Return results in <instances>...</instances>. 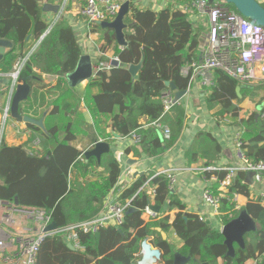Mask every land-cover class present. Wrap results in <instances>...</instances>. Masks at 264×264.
<instances>
[{
	"label": "trees",
	"instance_id": "1",
	"mask_svg": "<svg viewBox=\"0 0 264 264\" xmlns=\"http://www.w3.org/2000/svg\"><path fill=\"white\" fill-rule=\"evenodd\" d=\"M188 1L179 0L181 3ZM229 6L236 9L231 4ZM125 23L128 44L124 47L117 44L112 29L96 23L89 24L91 31L101 34L103 51L114 45L115 56L119 57L122 64H126L114 67L109 72L98 70L87 83L83 101L92 116V125L86 124L84 117L65 115L64 110L69 112L73 108V104L67 102V95L72 96L74 93L68 91L55 101L54 114L57 120L47 124L45 154L29 152L24 145L8 146L2 142L0 200L4 204L17 198L26 210L46 211L58 228L94 219L103 211L110 193L117 188L123 167L114 152L103 154L100 162L96 156L88 157V161L81 159L82 151L73 146L71 141L85 132L84 126L86 130L90 126L95 130L94 144L113 138L114 134L107 131L108 127L121 137L137 133L140 136L139 145L127 147L126 153L134 152L138 157L160 158L180 137L185 126V108L177 104L165 113L162 97L171 90L166 81L174 82L180 90L189 87L190 78L182 74V68L199 59L198 36L201 29L188 13L175 8L173 4L156 12L151 8L140 9L130 3ZM49 27L41 0H0V38L11 40L15 46L6 55L4 64L12 67L19 54L25 57L31 51L29 38L40 40ZM82 54L78 32L63 17L41 39L27 60L22 75L29 76L34 73L33 67L37 66L42 71L60 75L63 80L66 74L74 71ZM131 64H141L135 76L129 70ZM214 79L215 84L208 87V101L221 109L218 117H238L239 108L236 104L239 103V82L221 70L214 72ZM76 99L78 101L80 98ZM61 102H65L64 105ZM141 118H146L147 122L142 123ZM263 119L253 114L245 121L243 140L247 142L245 147L248 155L255 162H264ZM158 120L172 126L169 139H163L159 128L153 126ZM147 124L149 127L146 128ZM197 138L198 142L204 143L210 140L209 145L215 141L211 134L205 132H199ZM207 153L209 151L204 156ZM195 154L191 151L192 156ZM105 163L109 167L106 176L88 179L78 185L70 182L69 175L73 167L86 175L92 168ZM226 174V170L203 172L207 178L213 175L217 177L211 187L216 194L221 193L219 186ZM148 180L149 177L140 176L121 191L118 200L124 203L131 200L128 209L136 208L135 211L126 212L122 224H109L95 233L80 232L81 246L77 248L73 244L75 249L69 246L70 241L63 237L64 233L48 236L40 246L36 264L137 263L141 258V243L146 237H151L152 243L163 250L158 264H174L173 247L176 245L163 233L174 234L181 240L182 245L176 247L182 254L192 257L188 264H219L220 258L223 259L222 264H245L251 258L264 264V205L260 201L250 198L246 206L250 216L260 225L255 231L257 241L251 244L245 237V247L235 243V254L231 255L227 254L228 247L220 230L202 220L200 215L185 213L186 205L171 194L172 185L167 175L155 176L144 187ZM149 186L155 188L153 196L149 194ZM249 186L246 172L240 171L233 181L231 192L222 198L221 223L226 224L239 215L231 193L250 197ZM152 201L161 206L168 202L167 211L179 209L176 217L171 220L170 215H165L161 219L146 221L143 210Z\"/></svg>",
	"mask_w": 264,
	"mask_h": 264
},
{
	"label": "crops",
	"instance_id": "2",
	"mask_svg": "<svg viewBox=\"0 0 264 264\" xmlns=\"http://www.w3.org/2000/svg\"><path fill=\"white\" fill-rule=\"evenodd\" d=\"M191 1L193 0L183 3L179 2V0H176L175 2L178 4H185ZM261 2L264 4V0H261ZM41 3L43 7L45 3H52L53 5L59 6L58 12L53 10H44L45 19L50 24V27L45 32V34L49 33L50 30L63 17L70 22V24L76 29V32H89L90 38H92V33L99 34V32L91 31V26L88 22L81 21L79 19L84 17L81 14V8L84 5L83 0H41ZM172 4V0H169V3L168 0H157L154 2H149L148 4L135 5L140 9L151 8L152 10L158 12ZM188 14L191 20L197 24V27L201 29L198 36V57H200L202 50L205 48L207 43L205 34H207L209 31L208 15L205 14L201 16L196 12ZM41 39L37 41L35 38L30 37L29 44L31 51L25 57H22L19 54L12 67L4 64V59L9 52L13 51L15 47L14 45L0 61V77L12 78L14 74L16 75L19 73L18 82L22 81V76H25L28 83H30L32 87L28 99L23 101L20 107V112L22 115L28 117L29 120H19L13 117L10 111H8V99L11 91V83H4L2 86L0 85V149L3 144L2 142H5L8 146L24 145L29 152H37L39 155L45 154L47 152V148L44 145V136L46 133L47 124L57 120V116L54 114L55 101L62 94H67L68 91H72L74 93L72 96L69 94L67 95V102L70 105L73 104V108L69 109V112L64 110L65 115L67 117L74 118L84 117V122L86 124L92 125L93 123L92 116L83 101L84 95L86 93V86L89 80L94 77L98 62L100 60L109 61L115 57L114 45L103 51L102 47L99 45L97 46L96 42L94 43L93 41H90L89 43L83 45L82 40L79 38L82 45L83 54L90 55L93 60V76L91 78L79 81L75 85H72L67 74L63 77V80H61L60 75L42 71L41 68L37 66L33 67L34 73H31L29 76L26 74L22 75L27 60L37 49ZM100 43L104 44L103 40L100 39ZM117 44L120 46L118 42ZM107 71L109 72V70ZM239 86L241 89L240 93H238L240 94L238 104L244 108V115H249L252 113V115L257 114V118L259 116L263 118L264 84H258L254 86L248 83H239ZM247 89H249V91ZM95 91L97 92V90ZM208 95V87L202 86L198 79L191 85L188 94L181 100V103L183 104L181 105L185 108L186 117L184 129L182 130V133L176 142L164 153H162L160 158H155V156L138 157L134 155V152L127 154L126 148L128 145H126L121 136H117L118 133L113 132L114 130L111 127H108L107 131L114 134L113 138L111 140H104L110 143V152L116 153L121 161L123 173L121 174L122 178L120 183H125L126 186L131 185L136 179L135 173L138 170L144 172V175L149 178H152L157 172L161 170H174L177 173V181L172 187L171 194L175 195L176 198H179L186 205L185 213L197 214L207 217V220H209L215 228L221 230L224 224L219 222L217 218L213 217L209 213L207 206L203 202V190L207 183L201 176L200 169L205 165L228 166L235 162L234 146L232 140L234 127L225 124H217L216 118L218 117V113L221 109L216 104L212 106V104L208 101ZM76 97H79L80 99L77 101ZM64 103L65 102H61L62 105H64ZM140 121L145 124L147 119L141 118ZM160 122L162 124L161 127L157 124H153V126L159 128L161 137L166 139L164 136V126H167L171 129V134L173 131L172 126L163 124L162 121ZM31 125H34L35 127ZM145 127L147 128L149 125L147 124ZM84 129L85 132L78 134L76 139L71 141V144L82 151L81 159L83 161H88V157H86L85 153L87 150L94 147L95 144L93 143V138H95L96 132L92 126L87 127V130L84 126ZM199 132L211 134L212 138L218 144V158H213L210 155L211 145H208L206 148L203 146L205 144L203 141V143L201 141L198 142L197 134ZM38 139L40 141L38 144H36ZM191 151L196 153L195 156L191 155ZM206 151H209V153L204 156ZM130 159H133L135 162L131 163ZM108 173L109 167L106 163L103 164V166L100 165L92 168L91 172L86 175H84L77 168L73 167L70 171L69 180L72 184L78 185L88 179H99L103 176H106ZM249 175L251 174L246 173L247 181L250 185V197H248L246 194L240 193L236 197V200L233 199L235 210L237 209L239 214L243 209H246L247 211L246 206L248 202H250L249 199L251 196H255L256 192L261 188L258 183L253 181L252 177L249 178ZM123 189L121 185H119L113 192L110 193V196L106 199L104 209L110 202L118 200ZM16 199L14 201L6 202L2 209V215L6 218H10L11 221H0V241H3L4 243L3 246H0V264H26L25 258L21 257L19 251L20 235L35 232L39 228L33 217L27 213L26 208H24L25 206L21 205L18 199L17 201ZM167 210L165 212L161 211L162 216L170 215L171 220L176 217V213L179 211V209H173L171 211ZM143 218L146 220L145 216H143ZM259 226L257 224L256 230H258ZM251 232L255 231L247 232L245 237L251 244H254L257 241V238L255 240H250L249 234ZM63 237L67 239L65 234H63ZM167 237L169 240L174 241V244L177 247L182 245L180 241V243L178 242L179 238L175 237L174 234L167 233ZM222 263L223 259L220 258L219 264ZM245 264L259 263L257 260L251 258L247 260Z\"/></svg>",
	"mask_w": 264,
	"mask_h": 264
},
{
	"label": "built area",
	"instance_id": "3",
	"mask_svg": "<svg viewBox=\"0 0 264 264\" xmlns=\"http://www.w3.org/2000/svg\"><path fill=\"white\" fill-rule=\"evenodd\" d=\"M83 1L84 5L81 8V14L86 17L90 24L96 23L97 21L114 19L120 11L122 4L126 1L143 5L157 0ZM175 1L172 0L174 6L181 9L182 12L190 14L196 12L201 16L206 14L208 15L209 22V31L205 34L207 43L202 50L201 56L199 59L194 60L182 68V74L190 78L189 87L186 89L187 91H189L191 85L197 79L202 86L209 87L214 85V72L216 70L225 72L239 83H248L254 86L264 84V27L262 25L244 16L237 9L231 8L226 0H193L185 4H178ZM114 67H123L118 56L113 57L109 61L98 62L96 71L111 70ZM14 76L16 75L14 74ZM182 99L176 100L172 90L164 93L162 97L164 112H170L177 104L181 105ZM236 105L239 108L238 117L225 116L223 118H216L218 125L225 124L234 127L232 140L235 162L228 166L205 165L200 169V174L207 183L203 190V202L207 206L209 213L217 218L219 222H221L219 216L222 215V198L228 196V193L231 192L233 181L240 171L250 173L253 181L261 186L255 196H251V198L260 201L264 205V162L251 160L245 147L247 142L243 140V134L246 130L245 121L250 119L252 113L244 115V108L239 104ZM153 124L162 126L160 120L155 121ZM164 136L166 139L171 137V129L167 126H164ZM122 139L128 145L127 147L140 143V136L135 132L131 136L122 137ZM39 141L38 139L36 144ZM210 170L227 171L225 178L219 186L220 194L214 193V190L211 188L212 181H216L217 177L213 175L207 178L203 175L204 171ZM160 174L167 175L170 178L171 187H173L177 181V173L171 169L157 172L152 178H149L144 187L149 185L151 179ZM121 178L122 176H120L117 187L121 185L123 189L126 187V184L120 183ZM154 192L155 188L150 187L149 194L153 196ZM237 196V193L232 192L230 197L236 200ZM130 203L131 200H128L126 203L114 200L94 219L64 228H58L57 231L50 232L45 231V228L52 222L51 215L44 210H26L33 217L39 228L35 232L21 234V237L19 236L20 255L25 258L26 264H36L38 252L43 240L56 233H64L66 238L78 248L81 246L79 240L80 232L95 233L106 225L112 223L117 225L122 224ZM153 203L152 201L151 204ZM151 204L147 205L143 210V216L146 217V221L164 217L161 211H154L151 208ZM3 206L4 202L0 200V221L5 220L10 222V218L2 215ZM200 217L202 220L211 223L207 220V217L202 215ZM3 244V241H0V246H3ZM132 264H138V262Z\"/></svg>",
	"mask_w": 264,
	"mask_h": 264
},
{
	"label": "water",
	"instance_id": "4",
	"mask_svg": "<svg viewBox=\"0 0 264 264\" xmlns=\"http://www.w3.org/2000/svg\"><path fill=\"white\" fill-rule=\"evenodd\" d=\"M227 3L233 5L240 13L244 16L250 18L256 23L264 27V5L259 0H226ZM44 10L47 11H59L58 5H53L52 3H45ZM130 2L126 1L122 4L120 11L116 17L112 20L97 21L96 24L102 26L103 28H110L114 31L117 42L121 47H124L128 44V41L125 36V28L127 27L125 23V17L129 13ZM47 34V33H46ZM46 34L43 36L45 37ZM42 37V38H43ZM13 47V42L9 39L0 38V61L4 58L5 54ZM126 66V64H122ZM93 67L94 63L90 55L82 54L76 68L74 71L68 73L69 81L72 85H75L79 81H82L93 76ZM141 64H131L129 70L135 76L137 75L138 70L140 69ZM19 73L12 78L0 77V85L4 83H11V91L8 99V111L11 115L19 120H29L28 117H25L20 112L21 103L28 99L31 93V84L28 83L27 78L23 77L22 81L18 82ZM166 84L171 88L175 95L176 100L182 99L186 94L187 90H180L176 87L174 82L166 81ZM240 86L238 87V93H240ZM240 95V94H239ZM120 137L119 134H117ZM111 151V145L108 141L99 140L95 143L94 147L86 151V156H96L98 161H101L102 155ZM131 163H134L133 159H130ZM136 178L143 176L144 172L136 171ZM252 175H249L251 178ZM17 201V199H16ZM169 207V203H165L163 206L153 203L151 208L156 212H165ZM135 207H130L127 213L135 211ZM58 224L55 221H52L45 231H57ZM257 223L250 216V214L243 209L241 213L232 219L230 222L224 224L221 228V233L225 237V244L228 247V253L235 254V243L245 247V234L250 231H256ZM120 231L121 228L119 229ZM163 236L167 238V234L163 233ZM69 246L75 249L73 243H69ZM141 258L138 261V264H158L163 256V250L152 243L151 237H146L141 243ZM174 251V264H188L192 257L190 255H184L177 249L176 246L173 247ZM200 263L199 260L195 259ZM204 264V263H200Z\"/></svg>",
	"mask_w": 264,
	"mask_h": 264
},
{
	"label": "rangeland",
	"instance_id": "5",
	"mask_svg": "<svg viewBox=\"0 0 264 264\" xmlns=\"http://www.w3.org/2000/svg\"><path fill=\"white\" fill-rule=\"evenodd\" d=\"M260 2H261V0H259ZM262 3V2H261ZM263 4V3H262ZM264 5V4H263ZM81 21H85V22H88L87 21V19H86V17H81V18H79ZM90 29H91V27H90ZM88 31V30H87ZM90 31V30H89ZM93 35H92V38H90V34H89V32L88 33H81V31H79L78 32V37L80 38V40H82V44L83 45H85V44H87V43H89L90 41H93L94 43L96 42V44H97V46L99 45V46H101L102 47V45H103V43H100V33L99 34H97V33H92ZM112 53V52H111ZM255 107H256V105H255ZM256 110H257V108H256ZM252 111H253V109H252ZM263 122H264V119L262 120ZM261 129H263L264 130V123L262 124V127H261ZM210 141V140H209ZM206 142L203 146H205L206 148H207V146L210 144V142ZM212 143H211V150H210V155L213 157V158H218L219 157V155H218V150H217V143L214 141H211ZM110 153H112V152H110ZM111 155V154H110ZM220 230V229H219ZM250 235V240L252 239V240H255L257 237H256V233L255 232H253V233H250L249 234ZM248 239H249V236H248ZM181 242V240H178V242ZM174 242V241H173ZM179 242V243H180ZM175 243V242H174ZM178 243V244H179Z\"/></svg>",
	"mask_w": 264,
	"mask_h": 264
}]
</instances>
